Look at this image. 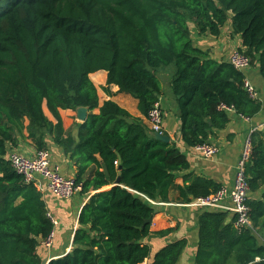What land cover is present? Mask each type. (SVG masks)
Wrapping results in <instances>:
<instances>
[{
  "label": "trees",
  "instance_id": "obj_1",
  "mask_svg": "<svg viewBox=\"0 0 264 264\" xmlns=\"http://www.w3.org/2000/svg\"><path fill=\"white\" fill-rule=\"evenodd\" d=\"M228 20L238 49L264 78V0H0V264H41L36 248L53 228L49 210L40 186L25 181L7 155L19 137L46 148V135L69 153L80 193L94 190L79 211L72 248L47 264H176L185 237L152 256L143 240L172 229H151L149 200H168L175 189V199L188 203L221 184L191 171L174 141L156 139L115 100L100 104L90 73L105 70L102 89L117 85L146 116L162 93L156 71L171 65L181 138L205 142L230 112L251 117L261 108L241 70L193 44L190 23L199 35L217 36ZM79 106L88 113L75 139L59 110ZM251 139L244 173L252 227H237L234 212L227 220L225 210L202 208L189 264H264V132L253 130Z\"/></svg>",
  "mask_w": 264,
  "mask_h": 264
},
{
  "label": "crops",
  "instance_id": "obj_2",
  "mask_svg": "<svg viewBox=\"0 0 264 264\" xmlns=\"http://www.w3.org/2000/svg\"><path fill=\"white\" fill-rule=\"evenodd\" d=\"M191 24V38L195 37L197 42L195 45L207 50L209 56L216 60L229 61L233 49L241 45L240 35L232 32L231 21L229 20L221 27L220 33L217 36L210 33L199 35ZM158 70L156 73L162 85V93L159 96L157 105L162 110L163 130L170 137L169 141H174L176 146L186 155L190 162V170L195 174L212 178L221 185L231 186L234 182L236 166L245 138L248 134H251V129L254 127H256L255 130L264 132V78L259 72L258 64L250 63L249 66L241 69V71L244 74V79L249 80L256 87L257 98L261 102V108L250 117L249 121H246L243 116L234 111L230 112V120L225 127L216 129L208 137L207 141L218 147V152L211 158L202 157L194 149V146L188 145L182 140L178 107L170 86L171 69L166 66ZM90 78L98 88L100 104L103 100L111 98L127 109L133 116L142 118L144 123L149 126L147 117L138 109L135 97L118 91V86L115 84L108 86L109 92L102 89V86L106 85L107 72L105 70H97L90 73ZM93 111L97 112V108ZM44 112L49 119L55 121V118L45 105ZM59 112L64 129L77 139L76 124L80 123L81 120L77 118L76 111L71 108H61ZM27 122L28 119H25V124ZM24 134H27L26 129H24ZM46 149L49 152L50 163L58 165L64 175L74 178L76 166L73 160L70 158L69 153H65L61 146L53 142L50 135H46ZM11 150L30 156L37 149L28 137H19L18 144L11 147L9 151ZM38 181L46 208L58 220L54 226L55 234L52 246L46 248L39 244L36 248L40 258H45L48 262L52 258L63 256L72 248V236L74 230L78 227L79 211L94 190L87 194L80 193L78 190L71 197H61L50 192L46 188L43 179H39ZM176 182L182 183L181 176L176 178ZM262 190L263 188L257 192H253L251 196L259 197ZM175 195L176 190L171 189L168 200L158 198L156 200H149L154 206L155 212L154 217H152L151 229L159 230L167 227H171L172 229L163 235H148L143 240L150 244L152 256L165 243L176 238L185 237L187 243L182 249L176 264H189L193 261L196 251L198 214L206 206L200 207L194 204L193 201L188 203L179 202L175 199ZM208 208L227 211V220H230L233 213L231 204L227 201Z\"/></svg>",
  "mask_w": 264,
  "mask_h": 264
},
{
  "label": "built area",
  "instance_id": "obj_3",
  "mask_svg": "<svg viewBox=\"0 0 264 264\" xmlns=\"http://www.w3.org/2000/svg\"><path fill=\"white\" fill-rule=\"evenodd\" d=\"M229 62L241 70L250 64V57L234 48L229 57ZM243 87L248 95L253 99H258L257 89L249 80L244 79ZM231 110V106L222 105ZM242 116V115H241ZM149 128L152 131L163 133V116L162 110L157 102L149 109L147 115ZM246 121L250 120L249 116H243ZM256 127L251 129V132ZM194 149L204 158H211L218 152V147L208 141L194 144ZM252 148L251 134H248L243 143L241 153L238 158L234 182L231 186L220 185L214 192L206 196H198L192 201L198 206H215L223 202H230L231 210L235 214V225L237 227L251 226V219L248 214L249 206L247 204L249 189L248 181L244 173L245 163L249 160ZM13 168L21 173L25 181L34 182L39 185V179L45 181L46 188L53 194L61 197H71L75 192L80 190V183H77L73 177L64 175L58 165L51 164L49 161V152L46 148L37 149L33 155H25L18 151H10L7 155ZM53 228L40 240V244L46 248H50L54 240V226L58 220L55 216L47 211Z\"/></svg>",
  "mask_w": 264,
  "mask_h": 264
},
{
  "label": "water",
  "instance_id": "obj_4",
  "mask_svg": "<svg viewBox=\"0 0 264 264\" xmlns=\"http://www.w3.org/2000/svg\"><path fill=\"white\" fill-rule=\"evenodd\" d=\"M76 111V116L78 119L83 121L86 118L88 108L86 106H79L75 109ZM152 135L159 140L162 141H169L170 137L167 134L164 133H159L151 130ZM119 183V178L115 180V184ZM152 220V217H149L146 221L150 222ZM47 260L45 258L41 259V264H47Z\"/></svg>",
  "mask_w": 264,
  "mask_h": 264
},
{
  "label": "rangeland",
  "instance_id": "obj_5",
  "mask_svg": "<svg viewBox=\"0 0 264 264\" xmlns=\"http://www.w3.org/2000/svg\"><path fill=\"white\" fill-rule=\"evenodd\" d=\"M190 24H191V23H190ZM191 26H193V24H191ZM192 39H193V40H192V41H193V44L195 45V43H197L196 40H195V37H192ZM168 67L171 69V71L173 70V68H172L171 65H169ZM158 71H159V70H157V72H158ZM255 233H256V232H255ZM257 235H258V234H257Z\"/></svg>",
  "mask_w": 264,
  "mask_h": 264
}]
</instances>
